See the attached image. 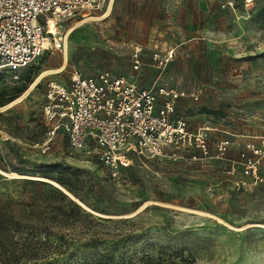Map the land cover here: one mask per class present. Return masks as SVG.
<instances>
[{
  "label": "rangeland",
  "instance_id": "1",
  "mask_svg": "<svg viewBox=\"0 0 264 264\" xmlns=\"http://www.w3.org/2000/svg\"><path fill=\"white\" fill-rule=\"evenodd\" d=\"M57 30V42L18 79L0 74V98L31 79L0 106V264H80L106 249L114 264H144L147 251L176 264H264V181L243 187L227 161L135 156L113 176L93 153L71 155L63 133L48 153L38 148L49 128L42 113L47 84L67 83L75 70H106L142 88L200 89V101L178 104L192 128L219 125L216 138L232 140V160L246 141L264 146V0H103L98 11ZM138 47L135 70L131 55ZM169 50L165 69L156 68L154 53ZM55 162L79 171L83 204L112 222L87 230L53 220L57 199L48 186L28 181L43 180L37 172ZM94 233L104 244L88 242Z\"/></svg>",
  "mask_w": 264,
  "mask_h": 264
},
{
  "label": "built area",
  "instance_id": "2",
  "mask_svg": "<svg viewBox=\"0 0 264 264\" xmlns=\"http://www.w3.org/2000/svg\"><path fill=\"white\" fill-rule=\"evenodd\" d=\"M251 4L253 0H246ZM103 0H0V74L18 79L57 42V24L101 9ZM141 48L131 55L135 70L141 66ZM166 54V53H165ZM173 50L154 53V65L165 69ZM200 89H178L167 84L140 87L134 80L106 70L86 75L75 70L67 83L50 81L42 113L49 126L38 144L41 154L50 151L54 137L63 133L69 153H93L113 176L133 164L135 156L186 164L221 160L228 173L241 176L240 184L252 189L260 174L264 146L246 141L237 160L229 158L233 142L218 139L219 125L207 122L192 128L178 114L183 99L198 102Z\"/></svg>",
  "mask_w": 264,
  "mask_h": 264
},
{
  "label": "trees",
  "instance_id": "3",
  "mask_svg": "<svg viewBox=\"0 0 264 264\" xmlns=\"http://www.w3.org/2000/svg\"><path fill=\"white\" fill-rule=\"evenodd\" d=\"M28 83H31V79L29 76L26 77V83L16 89V91H14L12 94H9L7 92L2 94L0 98V106L8 104L18 96H20L27 89ZM37 177L56 182L63 188L62 189L60 187H57L52 184V182L46 180L28 181L29 183L48 186L50 195H53L54 198L57 199L58 206L54 208L52 212L53 220L59 223H67L75 228L80 226L87 230H89L90 228H94L96 225H99L103 222L109 223L113 221L112 219L97 217L94 213H105L93 205H88V207H90L88 209L94 212L92 213L78 204L68 194L65 193L68 192L83 204V197H81L79 194L81 180L78 170H75L72 167L64 165L62 163L55 162L39 169V171L37 172ZM85 207L87 208V206ZM105 241L106 239L104 237H100V235H96V233L92 234L88 239V242H97L100 245L104 244ZM142 258L144 260V264H176L173 260L170 259H163L161 257L154 258L152 253H150L149 251L145 252ZM114 261L115 254L111 249H106V251L103 252L95 251L90 253L89 256L85 257V259H83L80 264H114Z\"/></svg>",
  "mask_w": 264,
  "mask_h": 264
},
{
  "label": "bare ground",
  "instance_id": "4",
  "mask_svg": "<svg viewBox=\"0 0 264 264\" xmlns=\"http://www.w3.org/2000/svg\"><path fill=\"white\" fill-rule=\"evenodd\" d=\"M62 70H63V67H61L58 71H62ZM51 72H53V71H51ZM54 72H57V71H54ZM49 74H50V73H49ZM46 75H48V72H44L43 74H41V75L38 77V79L36 80V82H37L39 79H41L42 77L46 76ZM34 85H35V83L32 85V87H33ZM20 99H21V98H20ZM20 99H17L16 102H17L18 100H20ZM16 102H13L12 104H14V103H16ZM12 104L6 106L5 109H6L7 107L11 106ZM22 177H25V176H22ZM40 179H43V180H46V181L52 182V183L56 184L57 186L61 187V186H60L59 184H57L56 182H53V181H50V180H47V179H44V178H40ZM61 188H62V187H61ZM62 189H63V188H62Z\"/></svg>",
  "mask_w": 264,
  "mask_h": 264
},
{
  "label": "water",
  "instance_id": "5",
  "mask_svg": "<svg viewBox=\"0 0 264 264\" xmlns=\"http://www.w3.org/2000/svg\"><path fill=\"white\" fill-rule=\"evenodd\" d=\"M53 184V183H52ZM56 186V185H55ZM58 187V186H57ZM66 194H68L73 200H75L78 204H80L81 206H83L85 209H87L88 211L92 212L90 209L86 208L79 200L75 199L71 194H69L68 192H65ZM94 213V212H92ZM95 214V213H94Z\"/></svg>",
  "mask_w": 264,
  "mask_h": 264
}]
</instances>
